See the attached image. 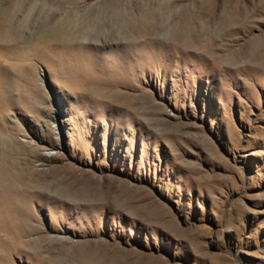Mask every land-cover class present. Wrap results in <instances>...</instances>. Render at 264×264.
<instances>
[{
	"label": "rangeland",
	"instance_id": "obj_1",
	"mask_svg": "<svg viewBox=\"0 0 264 264\" xmlns=\"http://www.w3.org/2000/svg\"><path fill=\"white\" fill-rule=\"evenodd\" d=\"M3 3L0 264H264V0Z\"/></svg>",
	"mask_w": 264,
	"mask_h": 264
},
{
	"label": "bare ground",
	"instance_id": "obj_2",
	"mask_svg": "<svg viewBox=\"0 0 264 264\" xmlns=\"http://www.w3.org/2000/svg\"><path fill=\"white\" fill-rule=\"evenodd\" d=\"M3 1L4 0H2V2L0 1V22H1V24L2 23H5V22H7V21H10V20H12L13 18H15V17H17V15H16V9H15V11H7L6 12V14L5 13H1V9L3 8V7H5L4 6V3H3ZM6 2V1H5ZM7 3V2H6ZM6 6H7V4H5ZM24 5H23V3H20L19 4V6L17 7V10L19 9V7L21 8V7H23ZM11 7V6H10ZM28 8H30V7H28ZM27 8V9H28ZM31 8H33V6L31 7ZM95 8V7H94ZM3 9H5V8H3ZM22 9V8H21ZM36 11H47V10H43V6L42 5H40L39 7L37 6L36 8H34ZM33 9V10H34ZM45 9V8H44ZM6 10V9H5ZM10 10V9H9ZM23 10H24V8H23ZM35 10H34V12H32L31 10H30V12H28L27 10H26V12H28L27 13V15L26 16H24L23 17V19H22V21L23 22H30V21H32V20H35V16L36 15H34V13H35ZM4 11V10H3ZM21 11V10H20ZM21 12H23V11H21ZM46 14H47V12H46ZM52 15V14H51ZM124 16V15H123ZM126 17V16H125ZM118 20V19H117ZM125 20V19H124ZM38 21V20H37ZM122 21V20H121ZM137 21V20H136ZM135 21V22H136ZM83 22V21H82ZM128 22H129V20H128ZM90 24H91V22H89ZM89 23H87V21H84L83 22V27H84V31L83 32H87V30H88V27H89ZM92 26H94L95 25V23H92L91 24ZM97 25V24H96ZM114 25H116V23L114 24ZM130 25L131 24H127V23H124L123 25L122 24H119V25H117V27H118V30H119V32L121 33H123V32H126V29H127V27H130ZM135 25V24H134ZM91 26V27H92ZM136 29H135V31H138V33H139V35L140 36H142L143 34H141L142 33V31H143V27H144V18H142L140 21H138L137 23H136ZM182 27V26H181ZM180 27V28H181ZM187 28V27H186ZM218 28V27H217ZM182 29V28H181ZM219 29V28H218ZM227 29H229L228 31H232V26H231V24L228 22V23H221V29H220V33L221 32H223L224 30H227ZM116 30V29H115ZM117 30V31H118ZM189 30V29H188ZM179 32V31H178ZM177 32V33H178ZM218 33V32H217ZM125 34V33H124ZM126 36V35H125ZM180 37L179 38H181V40L183 39V41H184V43L186 44L187 42H188V39H187V37H188V32L187 33H184V32H182L181 33V30H180V35H179ZM140 42V41H139ZM142 44H137L136 46H137V53L139 54V56H141L143 53H142V46H141ZM263 49V48H262ZM193 51V50H192ZM214 52H216V51H214ZM193 55H194V57L196 56L195 54H194V52H190V53H188V54H184V56L186 57V58H190L191 56L193 57ZM257 55H259V54H257ZM214 56V55H213ZM11 169V168H10ZM8 175V174H7ZM21 180V179H20ZM31 180V179H30ZM6 181H7V183H9V187H7V183H6ZM22 181V180H21ZM7 184V185H6ZM15 184V179H14V177H13V179L10 177V175H9V177H6L5 178V175H4V171H3V168H2V165H1V163H0V247H1V244H3V241H1V237H2V234H4V236H5V240H7L6 241V243L4 242V246H6L7 248H10L9 246L10 245H12V244H14V241H16V239H18L19 237H21L20 235H22V237H25L26 235H28L32 230H33V226L29 223V221H28V223H27V220H30V219H28L29 218V216H27V215H24V216H22L21 217V215H20V217H19V213H18V210H17V208L15 207V202H14V193H15V191L13 190L14 188L13 187H11V186H13ZM83 190V189H82ZM58 196V195H57ZM87 198V197H86ZM24 217V220H25V223H24V225L21 227V231H16L17 230V225L18 224H16V222H17V218H23ZM22 237H21V239H22ZM10 238H12L13 240H11V242H8V240L10 239ZM18 243V242H17ZM25 245H28V243L27 242H25ZM0 259H2V257H1V254H0Z\"/></svg>",
	"mask_w": 264,
	"mask_h": 264
}]
</instances>
